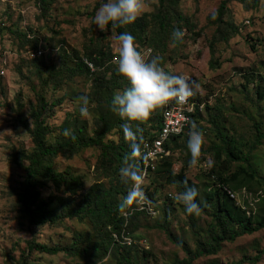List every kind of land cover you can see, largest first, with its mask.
I'll list each match as a JSON object with an SVG mask.
<instances>
[{"label": "rangeland", "instance_id": "obj_1", "mask_svg": "<svg viewBox=\"0 0 264 264\" xmlns=\"http://www.w3.org/2000/svg\"><path fill=\"white\" fill-rule=\"evenodd\" d=\"M222 1L180 0L181 12L195 23L197 26L195 33L202 30L201 35L191 36L184 31L182 42L177 45L169 42L166 51L157 55H163L162 66L166 71L190 76L196 80L199 88L196 89L194 97L210 106V110L205 106L202 119L196 124L198 130L204 134L202 151L206 152L218 144V140L215 139L216 133L211 129L210 123V115L214 116L216 109L220 111L218 124L231 138L245 147L243 150L247 152V147L256 139L254 124H262L264 133V101L255 107L247 99L249 97L250 100H255L256 84L264 88V0H259L256 7L248 9L238 1H230L226 19L239 26V33L228 43H216V58L222 65L220 68L211 69L209 46L216 25L209 21V17L218 9ZM157 2L158 0H143L144 9L140 15L154 11ZM98 3H104V0H57L49 13L43 16L36 0H0V67L6 69L5 75L0 77V264H88V258L83 259L65 252L49 254L29 249V241L46 242L50 245L69 244L76 230L91 232L94 240L96 236L87 219L65 218L59 224L40 226L31 224L17 205V195L24 181L25 172L12 162V156L16 150L24 149L31 152L34 148L29 132V129L33 128L31 107L37 104V92L42 90L50 102L63 99L60 106L46 114L47 122L54 130L49 135L50 142L54 143L57 140L61 133L59 126L67 113H73L86 120L88 131L91 133L92 114L89 110V116L82 118L78 100L79 96L90 92L91 78L75 77L72 81H65L59 89L42 88L31 64V60L34 59L32 50H25L26 46L22 48V40L4 29L32 30L37 35L39 43L45 45L41 50L48 53V58L52 56L57 64L61 47L71 53L78 51L84 54L92 37L93 39L105 37V43L110 45L113 54L116 55L117 42L113 30L107 29L101 32L92 22L95 15L94 8ZM251 44L254 45V49L250 47ZM17 68L22 69L24 77L17 72ZM245 77H252V85L247 93L242 89ZM19 95L21 97L18 100ZM18 101L24 105L23 108H19ZM19 116L25 120L28 127L18 121ZM112 138L117 139V136L112 135ZM178 143L182 145L186 142L181 138ZM186 147L183 146L173 152L174 173H177L188 159L189 153ZM98 154L97 149L90 148L72 158L59 156L55 161L56 168L60 172L69 168L73 174L82 176L88 189L98 180L94 170ZM206 156L208 160L215 162L212 155ZM252 161L259 177L264 178V141L252 153ZM237 166L233 164L230 173H234ZM211 168L208 162H199L198 166L190 167L187 172V178L195 184L204 204L206 190L210 185L206 174ZM100 179L103 180L101 176ZM105 183L108 184L107 181ZM251 187L254 191L258 190L255 183ZM143 189L153 193L154 202L158 206L167 203L175 210V215L171 218L172 232L188 247L195 249L197 236L191 228L189 214L186 213L183 204L173 198L177 194L175 188L165 183L162 178L154 180L151 175L144 181ZM243 192L238 194V202L245 205L246 200L250 201L255 208L258 202L255 195L250 192L245 195ZM42 197L45 199L51 197L54 200L52 207L61 211L62 204L59 199L68 198L69 194L63 189L57 190L50 185L42 192ZM79 199L80 197H75V203ZM192 216L204 228H207L212 221L209 214L203 210L199 215ZM162 222L163 216L160 212L157 217H141L139 229L130 234L134 243L140 248L141 261L142 251L149 252L145 259L146 264H174L176 259L187 257V253L173 243L166 232L157 227L156 224ZM262 249H264V229L241 237L234 243H225L217 255L204 256L197 259L194 264H207L211 261L223 264L236 262L244 256H253ZM102 264H115L111 253L107 254ZM257 264H264V257Z\"/></svg>", "mask_w": 264, "mask_h": 264}, {"label": "trees", "instance_id": "obj_2", "mask_svg": "<svg viewBox=\"0 0 264 264\" xmlns=\"http://www.w3.org/2000/svg\"><path fill=\"white\" fill-rule=\"evenodd\" d=\"M57 0H36L37 5L45 16L49 13L52 5ZM180 0H158L154 11L145 12L129 25L116 29V33L130 32L136 41L138 50L143 52L151 49V55L164 53L169 42H173L171 33L179 28L186 31L191 36L199 37L202 30L195 33L197 26L192 19L184 15L179 7ZM230 1H238L245 8L256 7L259 0H223L218 9L209 17L216 25L215 33L210 42L211 69L220 68L222 63L216 58L215 45L218 42L228 43L232 37L239 33V26L235 25L226 17L229 12ZM106 2V0H104ZM102 3H98L94 8V13ZM108 29H112L111 25ZM22 40L21 46L25 50L37 51L45 45L40 44L39 39L32 30H12L5 28ZM30 32V33H29ZM33 34V35H32ZM31 36V37H29ZM196 40V38H193ZM250 37H247L249 42ZM253 40V39H252ZM176 45L179 41L174 42ZM250 47L254 49V45ZM58 64L52 56L48 58V53L42 52L31 60L34 67V74L41 83L42 88L59 89L65 81H72L75 77L91 78V90L87 94L89 97V110L92 114L93 128L88 131V122L73 113H67L64 121L59 126L61 133L53 143L49 141V135L53 133V128L47 122V112L63 103V99L50 102L42 91L37 92V104L31 107V117L33 128L29 129L34 148L31 152L27 150L15 151L12 162L25 172V178L21 184V189L17 195V205L23 215L27 217L33 225L59 224L65 218H77L88 220L92 226L96 240L92 238L89 231L73 232V240L66 245H50L46 242L29 241L30 250H38L49 254L65 252L68 255L88 258V264H102L108 253L112 254L115 264H146V250L142 251V261L140 260V248L133 243L127 245L122 243L123 234L135 232L140 227L141 217H151L145 209H139L133 205L130 209H122L119 205L128 191V186L120 182L119 168L130 152L129 141L125 139L122 125H128L135 134V141L143 148L146 139L153 138L155 130L160 128L163 106L156 109L147 121H126L110 110L112 98L115 93L129 87V82L120 76L112 63L116 55L113 54L109 44L105 43V37L90 39V45L85 48L84 54L78 51L72 53L61 47ZM163 55H161L162 57ZM94 67V71L88 63ZM17 72L24 77L21 68ZM252 77L244 78L242 89L247 93L252 85ZM255 100L247 98L251 104L258 107V103L264 101V88L260 84L254 86ZM249 95V94H248ZM21 95L18 96V100ZM199 103H204L206 109L210 110L207 103L196 97ZM19 108L23 104L18 101ZM204 106V108H205ZM214 116L210 115L212 130L216 133L215 139L218 144L203 152L200 162H208V156L212 155L215 162L209 173L206 174L210 185L206 190L205 204L201 201L200 193L196 198L201 210L207 212L212 221L207 228L200 226L192 215H189V222L194 234L197 236V247L192 249L179 239L171 230L173 215L175 210L167 203L158 206L154 202V195L150 190L144 191L153 207L162 213L163 222L157 223V227L166 232L170 240L179 245L186 253L185 259H176L174 264H194L202 257L217 255L225 243H234L237 239L252 235L264 229V178L259 177L253 166L252 153L262 145L264 133L262 124H254L256 139L247 147V152L242 145L231 138L218 124L220 111L214 110ZM202 119V112L197 107L191 116V122L197 124ZM18 121L28 127L25 120L19 116ZM190 128V127H189ZM179 136L172 137L167 144L173 152L176 149L187 146V131ZM70 131L71 135L65 136L64 130ZM116 135L117 139H113ZM181 138L185 139L184 144H179ZM95 148L99 151L95 165V175L98 180L88 189L85 187L83 177L75 175L69 168L60 172L56 168L55 161L59 156L72 158L82 151ZM187 148V147H186ZM189 153V151H188ZM184 162L182 168L174 173V161L172 157L165 158L153 173V178H162L165 183L175 188L177 193L185 190L183 181L187 180L188 186H195L187 178L190 160ZM139 167L143 172L144 155L137 158ZM238 165L234 173H230L231 166ZM100 176L103 180L100 179ZM108 182V184L105 183ZM258 186V190L252 189V184ZM53 185L57 190L63 189L68 198L61 197L62 208L58 211L52 207L54 201L51 197L45 199L42 192ZM226 189L234 193L246 190L253 193L258 200L254 206L250 201H245L241 205L238 200H233ZM199 192V191H198ZM80 197L75 203L74 198ZM172 199L171 196H168ZM158 212V214H159ZM126 213V214H125ZM158 216V215H157ZM156 216V217H157ZM118 235V238L115 237ZM264 257V249L258 250L253 256H244L241 260L226 264H257ZM207 264H223L211 261Z\"/></svg>", "mask_w": 264, "mask_h": 264}, {"label": "clouds", "instance_id": "obj_3", "mask_svg": "<svg viewBox=\"0 0 264 264\" xmlns=\"http://www.w3.org/2000/svg\"><path fill=\"white\" fill-rule=\"evenodd\" d=\"M144 9L143 0H106L96 10L93 23L104 32L111 25L117 42L116 57L113 60L116 72L129 82V87L122 92L114 94L110 110L126 121H147L152 113L167 104L175 101L186 104L195 95L199 84L190 76L172 74L162 66L163 58L151 55L150 52L138 50L135 37L130 32L116 33V29L132 24ZM214 18V14H213ZM184 31L176 28L172 31L173 42H182ZM79 112L82 118L89 116V97L83 94L78 97ZM187 148L190 153L189 166L199 165L204 145V134L198 130L195 122H189ZM125 139L129 141L130 152L126 154L119 168L120 182L128 186V191L120 203L122 209L147 206L151 211V201L146 196L143 184L144 175L137 158L142 155L141 146L135 141V134L128 125H122ZM65 136L71 135L65 129ZM213 161L208 160L211 167ZM185 190L177 193L173 198L183 204L189 215H199L201 208L196 198L198 189L188 186L187 180L183 181Z\"/></svg>", "mask_w": 264, "mask_h": 264}, {"label": "built area", "instance_id": "obj_4", "mask_svg": "<svg viewBox=\"0 0 264 264\" xmlns=\"http://www.w3.org/2000/svg\"><path fill=\"white\" fill-rule=\"evenodd\" d=\"M31 37V36H29ZM42 48L37 51H31L32 57L40 56L42 54ZM146 50V51H145ZM143 52H150L151 49H145ZM115 59V58H114ZM87 62V61H86ZM89 67L94 71V67L91 63L87 62ZM6 73L5 67H0V77ZM204 103H199L197 100H192V97L186 104H178L174 100L169 101L163 106L161 126L153 133V138L146 139L143 143L142 153L144 155L145 163L143 168L144 181L149 179L151 175L156 171L159 164L165 158L172 157L173 151L167 147L168 142L172 137L182 135L190 127L191 116L195 113L197 107L202 112L204 110ZM227 193L233 200H238V193H234L229 189H226ZM247 195V191L243 192ZM248 198V197H247ZM139 209H145L148 215L156 217L158 211L151 204V211L148 207H138ZM126 214V213H125ZM118 238V235L115 234ZM122 243L132 245L134 243L131 236L123 234Z\"/></svg>", "mask_w": 264, "mask_h": 264}]
</instances>
